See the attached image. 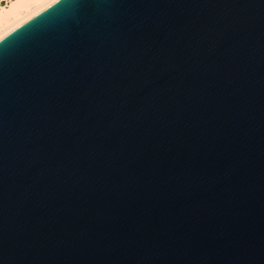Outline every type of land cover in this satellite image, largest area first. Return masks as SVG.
Returning <instances> with one entry per match:
<instances>
[{"label": "water", "instance_id": "1", "mask_svg": "<svg viewBox=\"0 0 264 264\" xmlns=\"http://www.w3.org/2000/svg\"><path fill=\"white\" fill-rule=\"evenodd\" d=\"M0 264H264V0H57L0 39Z\"/></svg>", "mask_w": 264, "mask_h": 264}, {"label": "bare ground", "instance_id": "2", "mask_svg": "<svg viewBox=\"0 0 264 264\" xmlns=\"http://www.w3.org/2000/svg\"><path fill=\"white\" fill-rule=\"evenodd\" d=\"M57 0H9L0 5V39Z\"/></svg>", "mask_w": 264, "mask_h": 264}, {"label": "built area", "instance_id": "3", "mask_svg": "<svg viewBox=\"0 0 264 264\" xmlns=\"http://www.w3.org/2000/svg\"><path fill=\"white\" fill-rule=\"evenodd\" d=\"M9 0H0V5L5 6Z\"/></svg>", "mask_w": 264, "mask_h": 264}]
</instances>
